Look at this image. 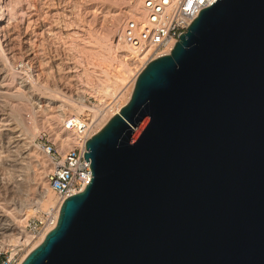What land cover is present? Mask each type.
Returning <instances> with one entry per match:
<instances>
[{
  "label": "water",
  "instance_id": "95a60500",
  "mask_svg": "<svg viewBox=\"0 0 264 264\" xmlns=\"http://www.w3.org/2000/svg\"><path fill=\"white\" fill-rule=\"evenodd\" d=\"M85 148L20 264H264V0L201 7Z\"/></svg>",
  "mask_w": 264,
  "mask_h": 264
},
{
  "label": "rangeland",
  "instance_id": "374dc122",
  "mask_svg": "<svg viewBox=\"0 0 264 264\" xmlns=\"http://www.w3.org/2000/svg\"><path fill=\"white\" fill-rule=\"evenodd\" d=\"M25 1L26 0H0V22H2V19L4 17L8 16V22L6 21L7 20L6 19L3 23H0V25L2 26L8 25L7 26L8 28L6 27L7 30L12 29L15 32H19L21 30L24 31L27 25L26 23L23 24V22H25L26 20L21 22L20 18L22 15L20 13L22 11H20L21 10L20 6L24 7L23 2ZM53 1L56 2L57 0H53ZM26 3H30V1L27 0ZM69 3L65 5L63 4V6H61L62 10L60 11H64L66 14H62L61 12L59 15L54 16V19H53L55 20L56 18H58L55 20L56 21L55 23L60 25L58 27H60L61 30L60 29L57 30L59 34L58 35L55 34L56 36L54 35L51 40H48L49 43L45 42L46 44H44V46L46 47V49L41 50L40 48H42V46L37 47L38 50H40V52L42 53H41V58L36 59V64L34 65V67L28 66L29 70L26 67L25 68L23 67V69L26 70V74L29 77L28 80L32 82V84L34 85V88L30 89L28 87H25L23 84L24 81L22 82L23 79H21L20 76L18 75L17 77L12 76L11 78V76L9 75L6 77V80L4 81L5 87H7V88H4V91H5L4 93L5 97L3 96L4 100L3 99L1 100L0 98V105H1L0 107L4 108V105H5V108L7 107L9 111L13 109L11 113L13 114V116L16 117V122L20 124V127H22L24 132L26 133L28 132L27 136H28V140L30 142L31 147L33 149L35 148L38 152H40L41 156H43V158L45 157L44 159L48 164H50V161H49L47 154L44 151L45 148L42 144L43 142L53 144V142L56 141L54 145L57 147V149L59 150L65 149L61 147L60 142L56 138V133H62V134H64L65 132L70 133L66 131L65 129H63V127H61V121L64 118L65 113H67V115H70L74 113L73 111H75L77 113L87 114V112L89 111L87 107H91L94 109H97L99 107L103 108L105 106V104H102L104 102L103 98H105L106 96L108 97V98L106 97V100L108 99L107 102L111 100L112 101L115 100L114 102L116 103L119 97L122 100L124 99L127 100L129 93H131V90L134 85V81H135V78L138 72L147 63V62L145 63V60H146L145 57L147 55L145 54L146 52H143V51L138 52L136 54L137 57H141L143 56V54L146 55V56L144 55L145 56L143 57L144 59L141 58L139 60V63L137 62L136 65H131L129 58L127 57L123 58L119 54V51L121 50V48L130 49L125 44L122 37H120V39L118 40V36L121 35V28L125 22V19L128 13L138 8L139 0H75V1L71 0ZM71 3H73L74 6ZM30 7L32 9L31 4L29 6V9ZM110 9L112 10V12H115V10H117V12L119 11V13H121L119 15L120 16L119 20H120L121 25H120V30L118 32L115 31L116 20L114 21L113 17L110 15L112 14ZM70 10H72L71 13H69ZM68 14H71V16H68ZM66 16H68L69 18ZM43 17L44 16L40 18L42 20H39L40 24H42V21L44 19ZM63 20H65L66 22ZM61 22L67 23L69 26L67 24L64 25V23H61ZM2 26L0 28L1 29L0 30V49L4 50V52L2 50V54L4 55L5 50H6L7 52L5 54L7 55H4L5 60L7 59L6 56H8L10 57L9 61L7 59L9 63L18 64L17 61L14 62L13 58L11 57V54L9 55L8 53L9 52L8 46L6 45V42L4 39L5 34H7V30H4V29L2 30ZM30 29H32V27H30ZM67 32H69L70 34ZM76 42H78V44ZM84 43L92 44V46H94V50L96 51L94 50H93L94 52L87 51L86 49L84 50L82 46H79V45L84 46L85 45ZM25 50L26 49H24L23 51ZM118 54L120 57L118 56ZM40 59L42 61L40 65L41 67L39 66L40 63H38ZM56 64L60 68H58ZM35 66L37 67L35 68ZM38 66L40 67V69L43 67L41 69L43 70V73L38 72V69H39ZM105 67L109 69V73L107 74V77L109 79L108 78L102 79V77L101 78L98 77L100 69H103ZM62 68L65 69L63 73H66L67 75L69 72L71 74L73 73V75L76 73V75H74V78L72 79L73 85L71 84L70 87H68V89L61 86L59 82V79L61 80L60 78L61 76L59 75L58 71L59 69L63 70ZM19 69H20L19 67L16 68V67H13V65L11 67L12 72H16V71L19 72L21 70ZM72 69L75 71H73ZM69 70H72L73 72ZM94 70L96 71L94 72ZM119 70L122 71L121 74L124 77L122 78L123 83H120V86H122L121 89L118 88L119 91L117 90L118 92V93L116 92L117 95L115 93L110 94V91H107L106 94H104L105 93L104 92L103 94L106 96L102 98V103H101L100 97L102 96V93L100 96L99 90H105L106 87L108 89L110 88V86L111 88L116 87V85L112 86L113 84L111 85V83H113L112 81L114 80V78L117 77L116 74H119L118 73ZM66 71L67 72L69 71V72L67 73ZM27 78L25 77V79ZM106 80H107V84H106ZM17 87H20V88L18 89ZM43 92H46V93H43ZM108 93L110 95H108ZM50 94H53V96H51ZM19 95L20 96L22 95V96L20 97ZM46 95H48V97H51L52 98L50 99L51 103L52 102L56 103L57 106H60L62 104L63 98H64V101L65 99H69V100L71 99L75 103V104L73 103L74 107L72 106V102L70 103V101L68 102L66 101L67 103L66 105H64L65 108L64 106L62 108L61 107L57 108L58 110L56 114L57 119L56 118L55 120L49 119L50 115L48 113V108L44 106V104L39 105L40 104L39 98L43 99V97L44 96L46 97ZM61 96L63 97L60 98ZM12 98L13 100H11ZM5 101H8V102H5ZM9 105H12V106H9ZM38 106H41V107H38ZM70 109L73 111H71ZM30 110H32L33 112ZM31 112L33 114H31ZM111 114L112 113L109 112L107 115L111 116ZM20 119L22 120V122L25 120L23 125L21 124L22 122ZM102 121L103 122L100 124L99 129L105 122V120H102ZM27 129L28 131H26ZM47 137H48V140H47ZM76 144H77V140L74 138V140L71 143V146H74ZM13 150L15 151L14 152L12 151V153L14 154V155L12 154V157L13 156L16 157V154L19 152V149L18 151L16 148H14ZM17 156H19V154H17ZM22 163L24 164L22 165L20 164L18 166L14 164L8 167L4 175L6 176L5 179L4 178L2 179L4 182H9V184H11L10 185L11 188H8V187L2 188L1 171H0V190L2 191V192L0 191V194H1V203L3 202L2 205H4L3 209L5 208V211L8 214L10 219L14 220L15 218L16 220L17 218L18 221L19 220L21 221L20 227L17 228L16 230H13L8 233L6 232L4 234L0 233V248L5 249L7 251L15 250L19 248L21 252H25L31 245H32L31 248L34 246L35 241H37L38 239H35V240L31 239V241H29L28 243L23 242V240L26 238L25 236H30L29 228L27 224L30 220H32L34 217L39 215L47 207L46 204L48 201V193L43 195L42 197L41 196L39 197L40 195L39 191L36 192L32 190L33 189L32 185L34 182V172L33 171L36 168H38V165L36 166L38 162L33 161L30 163L29 162H22ZM17 167L19 168L17 169ZM0 170H1V163H0ZM51 200H52V203H50L49 205L54 203V200H55L54 193L52 194Z\"/></svg>",
  "mask_w": 264,
  "mask_h": 264
},
{
  "label": "bare ground",
  "instance_id": "6f19581e",
  "mask_svg": "<svg viewBox=\"0 0 264 264\" xmlns=\"http://www.w3.org/2000/svg\"><path fill=\"white\" fill-rule=\"evenodd\" d=\"M27 1V0H26ZM26 1L25 2H23L24 3V7L26 8H24V7H22V6H20V11H22L20 14L22 15L21 16V22H23V21H25V22H23V24H25L26 23V28H25V30L23 31V30H21V31H19V32H15V31H13L12 29H8L7 30V26L6 25H0V28H1V26H2V30L4 29V30H7V34H5V42H6V45L8 46V50H9V55L11 54V57L13 58V60H14V62L15 61H17L18 62V64H16V63H9L8 61H9V59H10V57H8V56H6V58L8 59V61H7V59L5 60V58H4V55H7V54H5L7 51L5 50V53H4V55L2 54V50L3 49H0V98H1V100L3 99V96H4V93H5V91H4V88H7V87H5V84H4V81L6 80V77L7 76H11V78H12V76L13 77H17V75L18 76H20V78L21 79H23L22 80V82L24 81V86L25 87H28V88H34V85L32 84V82L30 81V80H28L29 79V77H28V75L26 74V70L25 69H23V67L25 68H27L28 69V66H30V67H34V65L36 64V59H39V58H41V53L42 52H40V50H38V48L37 47H41L42 46V48H40L41 50L42 49H46V47L44 46V44H46L45 42H47V43H49V41L48 40H51L52 38H53V36L56 34V35H58L59 33H58V31L57 30H61V28L60 27H58V26H60V25H58L57 23H55L56 21V19H58V18H56L55 20H53L54 19V16H57V15H59L61 12H62V14H66L64 11H60V10H62L61 9V6H63V4L65 5V4H67V3H69L71 0H57L56 2H54L53 0H29L30 1V3H26ZM75 1V0H74ZM3 2H5V1H3ZM17 2H19V1H17ZM22 3V4H23ZM74 3V2H73ZM73 3H71V4H73ZM30 4H31V6H32V9H31V7H30V9H29V6H30ZM70 4V3H69ZM138 4H140V0H139V3ZM137 4V5H138ZM73 6H74V4H73ZM72 7V6H71ZM68 8V7H67ZM110 8V7H109ZM7 9V8H6ZM64 10V9H63ZM68 10V9H67ZM75 10V9H74ZM111 10V9H110ZM71 11L72 10H70V12L69 13H71ZM64 12V13H63ZM67 12V11H66ZM111 13L112 14H110L112 17H113V20L115 21L116 20V24H115V31L116 32H118L119 30H120V20H119V15L121 14V13H119V11L117 12V10H115V12H112V10H111ZM8 14H10V13H8ZM19 14V13H18ZM3 16H4V14H3ZM42 16H44L43 18V21H42V24H40V21L39 20H42V19H40ZM64 16V15H63ZM68 16H71V14H68ZM68 16H66V17H68ZM10 17V16H9ZM65 17V18H66ZM69 18V17H68ZM115 18V19H114ZM7 19V20H6ZM76 19V18H75ZM104 19V18H103ZM7 21L8 22V16H6V17H4L3 19H2V22H0V23H3L4 21ZM11 20H12V18H11ZM18 20V19H17ZM66 20V19H65ZM65 20H63V21H65ZM10 21V20H9ZM69 21V20H68ZM67 21V22H68ZM78 21V20H77ZM80 21V20H79ZM66 22V21H65ZM61 23H64V22H61ZM20 24V23H19ZM65 24H67V23H64V25ZM77 24V23H76ZM22 25V24H21ZM62 25V24H61ZM68 25V24H67ZM71 25V24H70ZM23 26V25H22ZM69 26V25H68ZM7 27V28H6ZM30 27H32V29H30ZM64 27V26H63ZM66 27V26H65ZM68 29V28H67ZM1 30V29H0ZM63 31V30H62ZM86 31V30H85ZM67 33H69V32H67ZM70 34V33H69ZM55 35V36H56ZM71 36V35H70ZM64 37V36H63ZM120 37H121V35L120 36H118V40L120 39ZM67 38V37H66ZM19 39V40H18ZM71 39V38H70ZM56 40V39H55ZM68 41V40H67ZM77 41V40H76ZM86 42H88V41H86ZM77 44H78V42H76ZM73 44V43H72ZM77 44H75V45H77ZM85 44V43H84ZM121 45V44H120ZM43 46H44V48H43ZM74 46V45H73ZM79 46H82V48L85 50H87V51H92V52H94V51H96V50H94V46H92V44H89V43H86L84 46L83 45H79ZM77 47V46H76ZM37 48V49H36ZM82 48H80V49H82ZM7 49V48H6ZM24 49H26L25 51H23ZM79 49V48H78ZM83 50V51H84ZM94 50V51H93ZM119 50H120V48H119ZM171 50V49H170ZM43 51H45V50H43ZM3 52H4V50H3ZM48 52V51H47ZM44 53V52H43ZM87 53V52H86ZM166 53H168V52H166ZM101 54V53H100ZM119 54H120V56L121 57H127V58H129L130 59V64L131 65H136V63L138 62L139 63V60L141 59V58H143V57H145L146 55L145 54H143V56H141V57H137V53L134 51V50H130V49H127V48H121V50L119 51ZM119 54H118V56H119ZM58 55V54H57ZM145 55V56H144ZM42 56H43V54H42ZM119 56V57H120ZM140 56V55H139ZM146 58V57H145ZM144 59V58H143ZM12 60V59H11ZM72 61V60H71ZM96 61V60H95ZM44 62V61H43ZM93 62V61H92ZM38 63H40L39 64V66L41 65V63H42V61H41V59L38 61ZM95 64V63H94ZM97 64V63H96ZM12 65H13V67H19L20 69V71L19 72H12L11 71V67H12ZM75 65V64H74ZM38 66V67H39ZM56 66H57V64H56ZM66 66V65H65ZM98 66V65H97ZM106 66V65H105ZM37 66H35V68H36ZM41 67V66H40ZM40 67H39V69H38V72H41V73H43V70H41L40 69ZM58 67V66H57ZM63 67V66H62ZM68 67V66H67ZM58 68H60V67H58ZM74 68H76V67H74ZM118 68V67H117ZM13 69V68H12ZM63 69V68H62ZM67 69V68H66ZM15 70V69H14ZM17 70V69H16ZM25 70V71H24ZM29 70V69H28ZM56 70V69H55ZM65 69H63V70H60L59 69V71H58V73H59V75L61 76L60 78H61V80L59 79V82H60V85L61 86H63L64 88H67L68 89V87H70V85L72 84V79L74 78V75H76V73L73 75V73L71 74L69 71H72V70H69L67 73H68V75L66 74V73H63V71H64ZM68 70V69H67ZM73 71H75V70H73ZM72 71V72H73ZM96 70H94V72H95ZM126 71V70H125ZM41 73H39V74H41ZM109 73V69L108 68H103V69H100V72H99V74H98V77H102V79L104 78V79H107L108 77H107V74ZM118 73L119 74H116V78H114V80L112 81L113 83H111L109 80V82L111 83V85L112 86H114V85H116V87H112L111 88V86H110V88H108L107 89V87H106V89H105V87H104V89L105 90H99V92H100V96H101V93H102V96L100 97V100H101V102H102V98L104 97V96H106V95H104V94H106V92L107 91H110V94H112V93H115L116 94V92H117V90H118V88L119 89H121V87L122 86H120V83H123V79L122 78H124L123 76H122V71H118ZM45 74V73H44ZM37 75V74H36ZM47 75V74H46ZM59 75H58V77H59ZM101 75H103V76H101ZM38 76V75H37ZM97 76V75H96ZM25 77L27 78V79H25ZM20 79V80H21ZM109 79V78H108ZM111 80V79H110ZM11 81V80H10ZM9 84V83H8ZM106 84H107V80H106ZM73 85V84H72ZM108 85H110V84H108ZM122 85V84H121ZM118 86H120V87H118ZM11 87V86H10ZM109 87V86H108ZM18 89L20 88V87H17ZM44 88V87H43ZM99 89V88H98ZM7 90V89H6ZM17 90V89H16ZM19 91V90H18ZM25 91V90H24ZM31 91V90H30ZM33 91H34V89H33ZM32 91V92H33ZM119 91V90H118ZM14 92V91H13ZM27 92H29V91H27ZM70 92V91H69ZM105 92V93H104ZM22 93V92H21ZM43 93H46V92H43ZM104 93V94H103ZM118 93V92H117ZM9 94V93H8ZM24 94V93H23ZM109 93H108V95H110ZM15 95V94H14ZM51 96H53V94H50ZM117 95V94H116ZM115 95V96H116ZM129 95H130V93H129ZM129 95H128V98H129ZM20 96V95H19ZM22 96V95H21ZM20 96V97H21ZM54 96H56V95H54ZM113 96V95H112ZM5 97V96H4ZM24 97V96H23ZM57 97H58V95H57ZM63 96H61L60 98H62ZM107 97V96H106ZM106 97L105 98H103L104 100V104H105V106L103 107V108H101V107H99V108H97V109H94V108H91V107H89V109L90 110H92V112H91V114H92V116L94 117V119H96L97 120V126H98V128H97V130H99V126H100V124L103 122L102 120H105V122L110 118V116H108L107 114L110 112V113H112L111 114V116L114 114V113H116L119 109H120V107L127 101V100H122V99H120V97H119V99L116 101V103L114 104L113 103V105H111V107H106V104L108 103L107 102V100H106ZM122 97V96H121ZM29 98V97H28ZM108 98V97H107ZM127 98V99H128ZM16 99H18V98H16ZM50 99H52L51 97H48V95H46V97L44 96L43 97V99H41V98H39V102H40V104L39 105H42V104H44V106H46L47 108H48V113H49V115H50V117H49V119H52V120H55V118L57 119V117H56V114H57V108L58 107H63L64 105H66V103L68 102V101H70V103L72 102V106H73V103H74V101H72L71 99L69 100V99H65V101H64V98H63V100L62 99H60V100H62L63 102H62V104L60 105V106H57L56 105V103H51V100ZM4 100V99H3ZM7 100H8V98H7ZM10 100V99H9ZM11 100H13V98L11 99ZM67 101V102H66ZM3 102V101H2ZM5 102H8V101H5ZM64 102H65V104H64ZM35 103V102H34ZM15 104V103H14ZM26 104V103H25ZM75 104V103H74ZM76 104H77V102H76ZM68 105V104H67ZM70 105V104H69ZM1 106V105H0ZM9 106H12V105H9ZM20 106V105H19ZM19 106H18V108H19ZM29 106V105H28ZM43 106V107H44ZM71 106V107H72ZM38 107H41V106H38ZM71 107H69V108H71ZM74 107V106H73ZM94 107H96V106H94ZM64 108H65V106H64ZM88 108V107H87ZM9 109H10V107H9ZM24 109V108H23ZM32 109V108H31ZM83 109V108H82ZM112 109V111H110ZM26 110V109H25ZM34 110V109H33ZM71 110V109H70ZM11 111H13V109H11ZM11 111H9L8 109H7V107L5 108V105H4V108H1L0 107V148H1V150H0V160H1V186H2V188H11L10 187V185L11 184H9V182H4L2 179L4 178L5 179V177L6 176H4L5 175V173H6V170H7V168L8 167H10L11 165H14V164H16L17 166L18 165H22V164H24V163H22V162H33V161H37L38 163L36 164V166L38 165V168H36L33 172H34V182H33V189L32 190H34V191H39V193H40V195H39V197L41 196H43V195H45V194H47L48 193V201H47V204H46V206H48L50 203H52V200H51V197H52V194H53V191L49 188V187H47V183H46V180H45V172H46V170L48 169V167H49V165L50 164H48L46 161H45V157L43 158V156H41V154H40V152H38L35 148L33 149L32 147H31V145H30V142H29V140H28V136H27V133L26 132H24V130L22 129V127H20V124L19 123H17L16 122V117L15 116H13V114L11 113ZM21 111V110H20ZM30 111H32V110H30ZM47 111V110H46ZM71 111H73V110H71ZM33 112V111H32ZM31 112V114H33ZM44 112H45V110H44ZM43 112V113H44ZM74 113L73 114H80V113H77V112H75V111H73ZM73 114H70V115H73ZM83 114V113H82ZM67 115V113H65V116ZM64 116V117H65ZM68 116V115H67ZM13 117H15V118H13V120H12V118ZM26 117V116H25ZM23 118V117H22ZM24 119H26V118H24ZM23 119V120H24ZM21 120V119H20ZM19 120V121H20ZM25 121V120H24ZM24 121L22 122V120H21V124L23 125V123H24ZM104 122V123H105ZM27 124V123H26ZM25 126V125H24ZM96 126V127H97ZM64 129V128H63ZM94 129V128H93ZM66 130V129H65ZM95 130V129H94ZM96 130V131H97ZM26 131H28V129L26 130ZM66 131H68V132H70V133H66L65 131V133L64 134H62V133H56V138L58 139V141L60 142V145H61V147L62 148H66V147H69V146H71V143H72V141L74 140V138L76 139V136H74L73 134H72V132L70 131V130H66ZM95 131V132H96ZM94 132V133H95ZM73 136H74V138H73ZM77 140V139H76ZM14 148H16L17 149V151H18V149H19V152L17 153V151H16V153L17 154H19V156H17V154H16V157H12V151L14 152L15 150H13ZM14 155V154H13ZM28 160V161H27ZM35 163V162H34ZM35 165V164H34ZM26 167V166H25ZM19 167H17V169H18ZM22 168V167H21ZM20 168V169H21ZM21 171V170H20ZM32 173V172H31ZM22 174V173H21ZM20 174V175H21ZM22 176V175H21ZM15 184V183H14ZM8 190V189H7ZM29 190H31V189H29ZM1 191V190H0ZM2 192V191H1ZM6 192V191H5ZM36 194V193H35ZM41 199V198H40ZM36 202H37V200H36ZM3 203V202H2ZM2 203H1V194H0V233H8V232H11V231H13V230H16L17 228H19L20 227V220L18 221L17 220V218H16V220H15V218H14V220L13 219H10L9 218V216H8V214L6 213V211H5V208L3 209V206L4 205H2ZM12 218V217H11ZM23 231V230H22ZM19 232V231H18ZM10 234V233H9ZM43 236H44V234L43 235H41V236H39L38 238H36V239H38L37 241H35V244H34V246L43 238ZM26 238L23 240V242H29V241H31V238H30V236H25ZM30 250V249H29Z\"/></svg>",
  "mask_w": 264,
  "mask_h": 264
},
{
  "label": "built area",
  "instance_id": "2783aa9c",
  "mask_svg": "<svg viewBox=\"0 0 264 264\" xmlns=\"http://www.w3.org/2000/svg\"><path fill=\"white\" fill-rule=\"evenodd\" d=\"M214 1L140 0L138 8L128 13L121 28V37L136 53L146 52V63L160 54L169 52L179 34L185 31L199 9ZM114 101H108L106 107H111ZM91 112L89 109L87 114L68 115L61 121V127L70 130L76 136V145L59 150L54 145L56 141L53 144L46 142L42 144L50 161L45 180L53 191L55 200L28 222L32 240L45 235L55 225L63 200L81 191L90 180V159L86 161L84 158L85 142L98 128L97 120ZM31 246L25 252H21L19 248L9 251L0 248V264H20L24 256L34 247Z\"/></svg>",
  "mask_w": 264,
  "mask_h": 264
}]
</instances>
